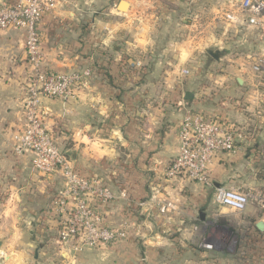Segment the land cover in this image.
Listing matches in <instances>:
<instances>
[{
    "label": "crops",
    "instance_id": "crops-1",
    "mask_svg": "<svg viewBox=\"0 0 264 264\" xmlns=\"http://www.w3.org/2000/svg\"><path fill=\"white\" fill-rule=\"evenodd\" d=\"M120 1L57 0L44 16L46 68L92 74L74 97L43 96L40 113L80 175L113 192L94 204L107 225L127 224V236L77 251L58 244L64 179L14 150L28 65L25 32L8 28L0 30V264H264V211L236 212L214 199L219 185L264 188V74L252 68L264 30L226 20L232 0H126L127 11ZM193 28L222 50L219 60L207 46L196 52L191 40L180 42ZM189 112L245 132L239 150L214 159L213 186L167 173Z\"/></svg>",
    "mask_w": 264,
    "mask_h": 264
},
{
    "label": "built area",
    "instance_id": "built-area-1",
    "mask_svg": "<svg viewBox=\"0 0 264 264\" xmlns=\"http://www.w3.org/2000/svg\"><path fill=\"white\" fill-rule=\"evenodd\" d=\"M56 4L57 0H18L1 4L0 30L15 28L26 34L28 71L25 117L24 123L13 131L14 150L18 153L32 152L36 170L58 172L63 177L64 187L55 199L61 223L57 242L60 246H71L77 251L126 238L127 224L119 228L107 225L103 213L94 202L107 203L114 198L113 192L99 180L80 175L52 132L44 125L40 113L43 96L62 99L74 97L92 74L91 68L54 72L44 65L45 54L39 27L44 16ZM223 16L229 22L243 20L264 30V0H232V8ZM252 68L256 73L264 74V54L254 59ZM188 74V69L181 70V75ZM244 136L242 127L223 126L200 112H189L181 123L179 150L171 160L167 173L173 178L183 177L213 186L210 166L214 159L223 152L239 150ZM214 199L217 204L236 212H243L248 206L264 211V188L244 190L219 185L215 188ZM170 207L172 203L167 202L160 207V211L166 212ZM201 246L213 249L214 243L203 241Z\"/></svg>",
    "mask_w": 264,
    "mask_h": 264
},
{
    "label": "rangeland",
    "instance_id": "rangeland-1",
    "mask_svg": "<svg viewBox=\"0 0 264 264\" xmlns=\"http://www.w3.org/2000/svg\"><path fill=\"white\" fill-rule=\"evenodd\" d=\"M127 11V10H126ZM200 29L199 28H193V29H188V30H183L182 31V36H180V42L182 41H188V40H191L192 41V45L196 46L197 49L195 50L196 52H201L203 51V47L207 46V47H214L216 44L214 41H208L206 43V41H202L200 38H197V37H194L196 36L197 33H199ZM214 32V31H213ZM210 31V33L206 32L208 34V36H211V34L213 33ZM202 36H204V34H201ZM200 35V36H201ZM201 42V44L199 45L198 43L195 44V42ZM208 44V45H206ZM206 51V50H205ZM25 117V116H24Z\"/></svg>",
    "mask_w": 264,
    "mask_h": 264
},
{
    "label": "water",
    "instance_id": "water-1",
    "mask_svg": "<svg viewBox=\"0 0 264 264\" xmlns=\"http://www.w3.org/2000/svg\"><path fill=\"white\" fill-rule=\"evenodd\" d=\"M128 7H129V3L126 0H121L118 4V8L121 11H126L128 9ZM207 52L212 56V58H214L216 60H219L223 55L222 50L218 47H209V48H207ZM193 96H194L193 93L187 92L185 94V99H187V100L192 99ZM257 227L260 230H264V221L262 220V221L258 222Z\"/></svg>",
    "mask_w": 264,
    "mask_h": 264
}]
</instances>
